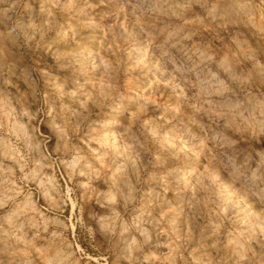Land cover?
<instances>
[{"label":"rangeland","instance_id":"374dc122","mask_svg":"<svg viewBox=\"0 0 264 264\" xmlns=\"http://www.w3.org/2000/svg\"><path fill=\"white\" fill-rule=\"evenodd\" d=\"M0 264H264V0H0Z\"/></svg>","mask_w":264,"mask_h":264}]
</instances>
